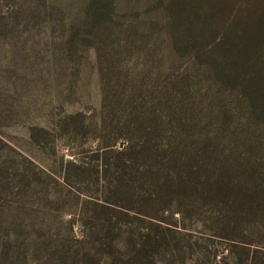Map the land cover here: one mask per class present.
Listing matches in <instances>:
<instances>
[{
	"label": "rangeland",
	"instance_id": "rangeland-1",
	"mask_svg": "<svg viewBox=\"0 0 264 264\" xmlns=\"http://www.w3.org/2000/svg\"><path fill=\"white\" fill-rule=\"evenodd\" d=\"M86 1L42 0L56 9L43 24L34 14L40 11L38 2L0 0V264H55L50 254L65 256L66 264H89L90 256L93 264H106L97 256L106 233L115 245L108 248L115 264H250L249 258L262 259L264 237L257 231L248 232L247 241H231L216 235L208 218L183 220L168 212L155 218L152 211L140 215L100 197L103 166L97 153L108 150L101 139L112 140L114 130L131 120L153 124V95L168 91L173 77L191 79L198 93L193 100L223 102L238 136L247 126L244 102L212 86L190 60L170 70L163 21L168 0H117L121 16L111 23L117 25L114 33L101 40L97 31L90 49L66 45L68 26L81 20ZM219 2L224 7L221 17L216 13L220 22L264 8V0ZM28 13L35 16L32 22ZM101 74L109 94L122 97L117 108L103 102ZM129 95L134 96L131 105ZM77 114L81 117L75 121ZM75 124L83 127L82 134L70 137ZM252 132L243 137L249 145L257 140L249 136ZM127 144L117 140L111 149ZM257 147L264 162V141ZM237 151L243 152L241 143ZM68 163L86 169L89 189L73 177L66 181ZM147 235L153 241L149 261L142 252L133 253Z\"/></svg>",
	"mask_w": 264,
	"mask_h": 264
},
{
	"label": "trees",
	"instance_id": "trees-1",
	"mask_svg": "<svg viewBox=\"0 0 264 264\" xmlns=\"http://www.w3.org/2000/svg\"><path fill=\"white\" fill-rule=\"evenodd\" d=\"M34 1L40 8L34 14L41 17L43 24L55 17V5ZM219 3L167 1L163 21L173 62L170 70L174 72L177 62L188 59L206 73L212 86L234 92L244 102L246 133L238 136V128L229 125L223 102L213 100L215 105H203L193 100L198 95L196 85L186 76H176L170 80L168 91L153 95V124L131 120L114 130L112 140L101 139V146L108 150L97 153V157L102 155L98 159L103 166L98 180L102 186L100 197L107 203L140 215L152 211L155 218L167 212L183 220L208 218L216 235L231 241L238 237L246 240L251 231L264 237V162L257 147L264 141V8L220 22L216 13L220 16L224 7ZM23 7L25 11V2ZM117 12V0H87L81 20L68 26L66 45L73 43L74 47L90 49L97 31L101 40L107 32L116 31V22L111 23L121 16ZM64 15L61 12L60 21ZM35 16L28 13L27 21L32 22ZM100 82L103 102L110 101L117 108L122 97L109 94L102 74ZM128 97L131 105L134 96ZM80 117L77 114L74 120ZM73 127L70 137L82 134L81 125ZM247 131H253L249 136L258 141L247 144L243 138ZM122 139L128 140L127 146L111 149ZM240 143L242 153L237 151ZM64 171L66 181L73 177L76 184L90 188L91 178L83 166L68 163ZM115 219L118 217H112ZM106 236L107 233L100 241L97 256L105 259L106 264H115V256L108 249L113 240L109 242L110 236ZM136 249L134 254L142 252L149 261L153 254L151 236L147 235ZM88 258L89 264H93V256ZM49 259L55 264H66L65 256L53 258L50 254ZM256 260L249 258L247 262L257 264L264 257Z\"/></svg>",
	"mask_w": 264,
	"mask_h": 264
},
{
	"label": "water",
	"instance_id": "water-1",
	"mask_svg": "<svg viewBox=\"0 0 264 264\" xmlns=\"http://www.w3.org/2000/svg\"><path fill=\"white\" fill-rule=\"evenodd\" d=\"M123 147V146H122Z\"/></svg>",
	"mask_w": 264,
	"mask_h": 264
}]
</instances>
